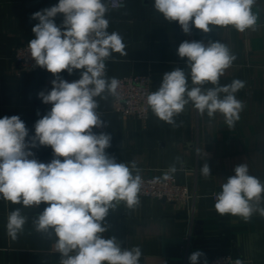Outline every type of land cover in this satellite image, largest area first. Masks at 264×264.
I'll return each instance as SVG.
<instances>
[{"label":"clouds","instance_id":"clouds-1","mask_svg":"<svg viewBox=\"0 0 264 264\" xmlns=\"http://www.w3.org/2000/svg\"><path fill=\"white\" fill-rule=\"evenodd\" d=\"M257 0H154V9L168 22L176 21L185 34L192 27L203 33L213 28L233 27L243 33L256 30L258 14L253 12ZM109 11L105 0H59L58 4L32 14L38 20L31 29L30 57L35 65L52 73V88L38 95L51 109L35 122V134L18 115L0 118V199L24 207L46 205L32 220L37 233L54 239L59 264H140L142 249L122 247L115 236L104 238L110 210L123 203L129 210L140 206L143 179L140 169L117 162L107 153L112 136L93 129L105 127L97 111V98L117 96L120 81L108 78L106 62L113 53L127 56L123 36L108 31ZM63 15L57 25L55 17ZM211 26V27H210ZM180 58H187L189 72L174 68L165 72L158 89L146 96V106L174 127L175 117L189 104L209 118L220 113L229 129L240 119L245 105L236 93L245 82L234 79L221 85L220 78L236 60L223 42L184 40L177 48ZM80 71L78 80L60 77L66 71ZM189 79L191 86L189 85ZM211 85V86H210ZM39 115V113H37ZM50 146L53 158L40 162L31 149ZM198 156L205 155L199 148ZM63 158V159H61ZM177 172L175 164L164 180ZM201 174L211 176L207 163ZM234 175L215 193L218 214L238 216L244 222L258 213L264 217V181L250 175L246 163L234 168ZM28 217L20 208L7 217L6 234L15 241L23 233ZM201 251L189 256L190 264H199ZM207 264V261H204ZM234 264H243L236 259Z\"/></svg>","mask_w":264,"mask_h":264},{"label":"crops","instance_id":"crops-1","mask_svg":"<svg viewBox=\"0 0 264 264\" xmlns=\"http://www.w3.org/2000/svg\"><path fill=\"white\" fill-rule=\"evenodd\" d=\"M58 2L0 0V118L20 116L29 137L35 134V122L51 109L38 94H47L56 77L41 67L19 73L13 52L34 38L31 29L39 21L31 19L32 14ZM108 8V31L123 36L128 52L127 56L113 53L106 62L108 78L149 74L156 91L165 72L177 67L190 71L187 58L177 54L181 42L219 41L237 57L220 78V84H230L234 79L244 81L245 87L236 96L245 107L229 129L220 113L209 118L189 104L175 117L178 126L174 127L159 120L151 110L146 119L116 112L114 96L97 98V111L105 121L100 132L112 136L107 153L117 162L130 165L134 161L142 177L162 175L175 164L178 183L188 186L193 194L182 204L140 195L141 203L135 210L121 203L106 217L108 231L104 238L115 236L128 249L139 246L140 264H190L189 256L196 251L204 253L199 264L219 254L243 258L247 264H264V217L256 213L244 222L238 216H221L214 208L215 193L222 191L220 185L235 174L238 164L246 163L250 175L264 181V0H257L252 9L259 17L255 31L240 33L231 26L217 27L213 28V39H203L202 31L194 26L185 34L178 22H168L155 11L154 0H127L124 7ZM55 22L61 25L63 15L58 14ZM59 75L80 78V71ZM197 148L205 155L198 156ZM31 150L39 161L50 162L53 158L50 146ZM205 163L210 167L208 178L200 172ZM45 206L24 207L0 199V264H59L61 255L55 251L54 239L37 233L32 224ZM16 208L28 221L23 233L13 241L6 234V223L8 214ZM174 238H182V246L168 247L166 239ZM178 249L182 256H173Z\"/></svg>","mask_w":264,"mask_h":264},{"label":"built area","instance_id":"built-area-1","mask_svg":"<svg viewBox=\"0 0 264 264\" xmlns=\"http://www.w3.org/2000/svg\"><path fill=\"white\" fill-rule=\"evenodd\" d=\"M105 2L108 7L120 8L126 5L127 0H105ZM13 59L17 63V71L19 73L23 70H34L38 68V66L35 65V61L30 57L28 44L18 45L14 49ZM63 79L72 82L79 78ZM117 79L120 81V87L117 90V96L114 97V110L125 116L146 119L150 112V109L146 106V96L148 93L154 92L151 85V76L149 74H131ZM99 113L101 114V112ZM101 130L102 128L93 129V131L97 133ZM165 174L166 173L142 177L143 186L140 195L173 203L182 204L187 202L188 199L193 196L188 186L178 183L175 174H172L170 179L164 180L163 177ZM236 259L242 260L243 264L248 263L247 260L235 257L231 254L214 255L209 257L206 261L207 264H234Z\"/></svg>","mask_w":264,"mask_h":264},{"label":"water","instance_id":"water-1","mask_svg":"<svg viewBox=\"0 0 264 264\" xmlns=\"http://www.w3.org/2000/svg\"><path fill=\"white\" fill-rule=\"evenodd\" d=\"M202 38L203 39H213L215 37V32L211 31L209 33H203L201 32ZM182 238H174V239H166V244L169 247L172 244H177L179 246H182ZM173 256H178L181 257L182 256V252L178 249L177 251L173 252L172 254Z\"/></svg>","mask_w":264,"mask_h":264}]
</instances>
